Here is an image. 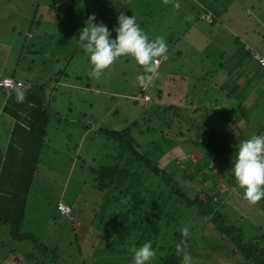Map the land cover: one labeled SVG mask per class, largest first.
I'll list each match as a JSON object with an SVG mask.
<instances>
[{
    "label": "rangeland",
    "instance_id": "rangeland-1",
    "mask_svg": "<svg viewBox=\"0 0 264 264\" xmlns=\"http://www.w3.org/2000/svg\"><path fill=\"white\" fill-rule=\"evenodd\" d=\"M53 1L0 0V75L11 74L14 79H22L32 87H35V81L42 82L47 79L49 85L44 87L46 102L49 110L57 115L50 119L38 165L39 171L28 196L26 215L21 227L23 232L32 233L34 239H15L10 234L9 226L0 223V264H33L23 261L24 254L33 255L34 264L36 261L46 264L52 253L57 256L59 264H131L132 251L123 255H107L100 242L101 226L97 224L95 212L102 208L103 194L92 185L93 175L89 172V166H96L102 161L103 154L111 147L112 139L97 133V128L119 130L129 125V133L150 158L161 155L167 162L176 158L177 165H182L192 153H197L196 158L202 157L198 153L199 149L190 144L189 135L192 133L185 132L187 136L182 140L178 139L180 142L177 144L170 141L164 143L158 139L161 135L167 138L163 134L166 131L175 132L173 128L167 127L174 124L176 115L186 124V121L193 119L197 123L203 121L205 113L215 105L220 104L228 109L235 106L240 110L235 99L225 95L229 91L227 80L222 79L221 75L224 73L217 70L216 61L220 57L219 50L225 52L224 59H230V54L235 50L236 37L261 50L262 45L257 40L259 37H255L254 30L260 31L263 27L255 22L252 14H256V19L264 20V0H201L204 5H211L212 11L216 7L220 11L225 8V11L219 13L220 17L216 18L210 32L206 30H210L208 26L211 25L206 26L203 20L192 23L185 19L187 10L178 7V4L174 3L179 9H174L171 2L165 4L163 0H159L156 5L148 0V9L142 8L149 11L146 27H152V18H159L158 23L162 26L158 35L161 38L169 32L171 35H180L179 39L172 36L171 43H167V58L160 60L154 72H149L144 66L135 63L130 56H121L103 69L98 78L90 75L86 54L74 44L75 33L82 26L87 14H90V10L81 16L82 22L75 27L70 19L72 14L70 17H63L62 13L57 15L49 10L48 3ZM146 1L140 0L138 5H144ZM188 2L191 0H186ZM111 9L108 8V12ZM43 12L44 17L40 22H36V25L30 24L29 17H39L37 14ZM205 19L209 20L210 14L205 15ZM59 21L66 32V36L59 30L55 32L61 34L62 50L50 51L46 37L43 42L37 41V48L27 49L25 45L28 31L29 42L40 31L37 23L41 30L50 29V26L59 29ZM69 25L72 26L70 30ZM178 30L180 32H176ZM148 32L153 34L151 30ZM193 41L196 44L190 45L189 42ZM72 46L73 55L67 56L65 50H70ZM195 48V56L190 57L189 52ZM238 55L241 53H236L230 60V69L236 66ZM246 63L245 65H251V70L257 64L253 59ZM39 76L45 78L34 79ZM221 83L223 89L219 88ZM143 84V94L148 96V101L134 102L131 96L140 92V85ZM204 88L209 91L206 92ZM3 94L4 91L1 90L0 97ZM136 96L137 94L132 98L137 99ZM212 99H216L215 102ZM246 105L249 106L248 102ZM258 111L259 109L256 115ZM247 114L249 112L240 110V117L244 118ZM250 116L252 117V113ZM132 120L134 123L131 125ZM248 125L250 127H244V131L255 134L258 124L250 119ZM7 127L6 122L0 123V137L3 141ZM229 133H234L232 128ZM248 137L236 136V139L240 142ZM154 139L160 141L162 148L150 147L149 141ZM161 149L163 153L160 154ZM217 163L212 161L210 167L204 170L206 175L196 174L184 182V186L192 189L202 187L208 194L221 198L223 189L220 184L216 186L215 183H210L211 180L216 182L220 177ZM227 193L225 200L232 196L239 203H233V199L224 201L222 196L221 208L227 212L229 222L244 227L243 239H250L259 232L264 235L261 202L246 203L234 189H228ZM60 200L70 205L73 220L57 209L56 204ZM192 216L183 215L184 229L195 225ZM197 224L204 228L200 230V226L195 225L192 230L197 245L192 252L187 253L188 264H252V260L236 251L227 238L213 230L210 221L199 216ZM42 246L46 250L42 251ZM154 257H157L155 251ZM154 257L150 264L155 263Z\"/></svg>",
    "mask_w": 264,
    "mask_h": 264
},
{
    "label": "trees",
    "instance_id": "trees-1",
    "mask_svg": "<svg viewBox=\"0 0 264 264\" xmlns=\"http://www.w3.org/2000/svg\"><path fill=\"white\" fill-rule=\"evenodd\" d=\"M139 1L54 0L48 3V8L54 14L59 15L62 13L63 17H70L69 15L72 14L70 19L75 27L79 22H82L81 16L90 10V14L94 15L95 21L104 24L109 30L116 25V17L120 13L126 16L132 15L135 16L138 26L149 40L161 37L158 35L162 26L158 23L159 18L157 20L152 18L153 25L151 28L146 27L145 24L148 20L149 11L142 8L148 9L150 2L147 0L144 5H138ZM163 1L165 4L171 2L174 9H179L178 7L181 6L182 9L187 10L185 19L191 20L192 23L203 20V16H207V11H210V14H212L210 19L203 20V22H206V26L211 25L208 26L210 30H206V32L212 31L218 17L216 15L225 11V8L220 11L219 7L212 11L211 5H204L201 0H191L188 3H186V0ZM152 2L157 5L159 0H152ZM174 3L178 4V7ZM108 8H112L111 12H108ZM248 8L250 9L249 6ZM44 13L37 14L39 17L34 15L31 19L29 17L30 24L36 25V22H40L41 18L44 17ZM58 26L59 29L56 30L63 32L62 34L66 36L61 22ZM71 28L72 26L69 25V30ZM149 30L153 34H148ZM112 35L114 36L115 33L113 32ZM172 36L179 39L180 35H171L170 32L164 34L163 40L166 45L171 43ZM234 40L236 42L235 50L230 54V59H224L223 54L225 52L219 50L220 57L216 63H218L217 70L224 73L221 75L222 79L227 80L229 91L225 95H229L235 99V102L239 103L240 98L245 96V91L252 85L251 82H254L253 75L259 72L260 67L255 64L251 70V65H245L247 64L246 61L252 60V54L257 52L252 47L246 48L245 43L237 37ZM189 43L191 45L195 42ZM192 46L195 45L192 44ZM26 47L32 49L31 44ZM195 51L196 48L189 52V56H195ZM73 52L72 46L70 54H67V56H72ZM236 53H241L243 57L238 55L240 58L235 63L236 66L230 69V60ZM52 56L58 57L54 54ZM42 63L44 64L45 61ZM204 72L206 73V71ZM57 73H60V71H57ZM3 77L14 79L11 76ZM15 80L21 81L23 87L9 90L0 86V91H4L6 96L3 112L14 120L9 132V143L6 150L4 153L0 152V223L9 226L13 238L32 240L34 239L33 234L23 232L21 227L26 215L28 196L34 178L39 171L38 165L45 146V138L48 134V124L50 119L56 118L57 115L49 110L46 102L44 87L49 85L47 79L42 82L35 81V87L26 84L22 80L16 78ZM144 86V84L140 85V92L131 96L134 102L139 99L132 97L136 94H143L145 92ZM219 88H224L222 83ZM204 90L209 91L208 88H204ZM215 100L212 99L214 102ZM173 114L176 113L173 112ZM239 114L240 110L235 106L228 109L219 104L211 107L210 111L203 116V121L198 123L193 119L188 120L189 122L186 121V124H184L183 120L176 115L173 119L174 124L167 127L168 129L173 128L175 132L166 131L163 134L168 139L161 135L158 140L164 143L166 141L176 142L177 144L183 137L187 136L185 132L192 133L189 135L191 136L190 144L198 148V153L202 155V157L196 158L197 153H192L182 165H177L176 158L167 162L161 158V155L155 158L148 157L129 133V125L119 130L97 128V133H102L106 138L112 139L111 147L103 154L102 161L96 166H89V172L93 175L92 185L103 194L102 208L95 212V215L97 224L101 226L100 242L107 255L129 254L134 247H138L147 241L157 254V257H154L156 260H154V264H183L185 254L192 252L197 245V239L192 230H194L195 225H199L197 219L200 216L210 221L213 230L227 238L234 245L236 251L252 260V264H264V235L259 232L252 235L250 239H243L244 227L229 222L226 216L227 212L221 208L223 205V201L220 200L222 196L224 201L233 199V203H239V201H236V197L232 196L225 200L228 189L230 191L231 189L237 190L243 200L249 203L243 197L242 189L236 185L231 172V155L235 154V148L239 144L236 136L245 137L243 132L229 133L231 128H233V132H236L238 127H241L237 123L240 118ZM176 122L177 124H175ZM133 123L134 120L130 122L131 125ZM206 124L211 126H206ZM158 140L149 141L152 149L162 148ZM162 151L163 149L160 150V154L163 153ZM212 161L213 163L218 162L219 169H217V172H219L218 176L222 179L219 177L216 182L211 180L210 183H215L216 186L220 184V188L223 189L221 198L208 194L202 187L198 188L197 186L192 189L184 186V182L192 179L196 174L206 175L204 170L208 166L210 167ZM258 201L261 202L264 213V198ZM70 214L71 208L68 215L73 220L74 217ZM187 214L193 215L192 221H195V225L186 228L187 233L185 234L182 232V229H184L182 224L185 219L183 215L187 216ZM180 216H182V219H180ZM203 228L204 226H200V230ZM44 250L46 249L43 247L42 251ZM32 257L33 255L24 254L23 261L34 264ZM35 264H42V261H36ZM46 264H59L57 256L52 253Z\"/></svg>",
    "mask_w": 264,
    "mask_h": 264
},
{
    "label": "clouds",
    "instance_id": "clouds-1",
    "mask_svg": "<svg viewBox=\"0 0 264 264\" xmlns=\"http://www.w3.org/2000/svg\"><path fill=\"white\" fill-rule=\"evenodd\" d=\"M74 44L86 54L90 75L94 78H98L103 69L121 56H130L149 72H154L159 61L167 58V45L163 38L149 40L138 26L135 16L123 13L117 15L116 25L111 30L96 22L94 15L89 14L75 33ZM231 172L236 185L242 189V195L249 203L264 198V134H252L239 142L235 154L231 155ZM182 232L186 234L187 229H182ZM153 257V248L146 241L132 249L131 264H150ZM184 262H189L187 254Z\"/></svg>",
    "mask_w": 264,
    "mask_h": 264
},
{
    "label": "crops",
    "instance_id": "crops-1",
    "mask_svg": "<svg viewBox=\"0 0 264 264\" xmlns=\"http://www.w3.org/2000/svg\"><path fill=\"white\" fill-rule=\"evenodd\" d=\"M206 14L208 16V14H210V11H207ZM211 15L212 14H210V17H211ZM216 16H219V14H217ZM138 18H139V16H138ZM252 18L255 19L256 23L261 24V27H263V29L261 28L260 31H258L256 29L254 30L256 32L255 37H259V39H257V40L259 41V44L262 45V48H261V50H259L255 45H251L250 43H245V47L246 48L252 47L254 51L259 53V55L264 58V24H263L264 20L260 19V18L256 19L255 13L252 14ZM54 19L56 21L55 16H54ZM202 19L207 21V19H205V15L203 16ZM218 22L220 24V22H221L220 18H219ZM52 24H50V25H52ZM37 26L39 28L38 30H40V31H38V33L37 32L35 33V34H37L36 38L34 40H30V42H29L28 37H29L30 31H28L27 44L25 46H28L31 44L32 48H37V41L40 42V40H42V42H43V40L46 37V44H47L48 48L50 47V51H52V49L62 50L61 34H55V32H56V29H54L55 26H50V29H42V30L40 29L38 23H37ZM46 26L48 28V25H46ZM42 28H44V25ZM48 36H50V37H48ZM41 45H42V43H41ZM69 52H70L69 49L65 50L66 55L69 54ZM240 57H243V56L240 55ZM252 59L259 65V67H260L259 72L255 73V75H253L254 82L252 81L251 82L252 85H250L248 90L245 91L246 92L245 96L243 98H240L239 103L236 101L238 103V105L241 106L240 107L241 111L249 112V115L248 114L245 115L244 118L239 116L240 118H239V121L237 123L241 127H238V131H236V132L234 131L235 134L243 132V134H245V137L251 136L253 134V133H251V131L250 132L244 131V127H246V126H247V128L250 127V125H248L250 122V119L254 120V122H256V124H258V129H257L255 134H257V135L264 134V66L259 64V62L255 58L252 57ZM3 76L13 77V75H11V74H5V75H0V78ZM34 79L42 80L44 78L42 76H39V77L34 78ZM19 80H22V79H19ZM25 83L28 84L27 82H25ZM5 98H6L5 94H3V96L0 97V123L3 121V122H6L8 124L7 130L4 133V135H5L4 141L1 139L2 137H0V152H2V153L5 152L6 147L9 143V136H10L9 132H10V129L12 128V125L14 122V120L9 115H7L3 112V104L5 102ZM247 102H248L249 106L246 105ZM258 109H259L258 115H256V112ZM251 113H252V117L250 116ZM49 123H50V121H49ZM48 126H49V124H48Z\"/></svg>",
    "mask_w": 264,
    "mask_h": 264
},
{
    "label": "built area",
    "instance_id": "built-area-1",
    "mask_svg": "<svg viewBox=\"0 0 264 264\" xmlns=\"http://www.w3.org/2000/svg\"><path fill=\"white\" fill-rule=\"evenodd\" d=\"M252 57L255 58L259 64L264 66V58L261 57L258 53H253ZM0 86L6 87L7 89H18V88H22L23 87V83L21 81L15 80L10 78V77H3L0 79ZM136 98H141L143 100L148 99V96L146 94H142V96H136ZM57 205V209L65 214L68 215L70 212V207L69 205H66L64 202L62 201H58Z\"/></svg>",
    "mask_w": 264,
    "mask_h": 264
}]
</instances>
